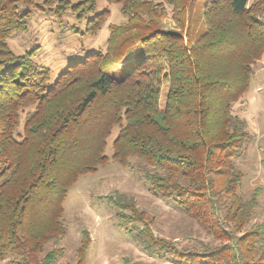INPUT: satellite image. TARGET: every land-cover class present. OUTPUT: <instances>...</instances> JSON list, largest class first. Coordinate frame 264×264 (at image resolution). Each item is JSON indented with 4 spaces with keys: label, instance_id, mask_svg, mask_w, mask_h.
I'll return each instance as SVG.
<instances>
[{
    "label": "trees",
    "instance_id": "16d2710c",
    "mask_svg": "<svg viewBox=\"0 0 264 264\" xmlns=\"http://www.w3.org/2000/svg\"><path fill=\"white\" fill-rule=\"evenodd\" d=\"M108 2L135 28L140 58L116 79L102 68L116 52L108 45L69 64L49 86L48 70L32 61L36 49L19 55L7 42L27 30L31 8L59 19L71 11L86 19L87 34L98 32L109 10L94 13L96 0H0V260L55 264L69 189L110 158L218 241L159 236L132 195L113 191L106 199L116 226L147 255L177 264H264V215L251 222L264 188L243 197L234 162L251 139L234 104L264 55V0H204L193 38L188 11L196 0H168L174 29L161 27V3ZM89 243L81 230L73 264H84Z\"/></svg>",
    "mask_w": 264,
    "mask_h": 264
},
{
    "label": "rangeland",
    "instance_id": "374dc122",
    "mask_svg": "<svg viewBox=\"0 0 264 264\" xmlns=\"http://www.w3.org/2000/svg\"><path fill=\"white\" fill-rule=\"evenodd\" d=\"M34 1L39 3L42 0ZM149 1L161 3L163 6V16L159 18L161 27L174 29L175 25L171 19L172 6L168 0ZM203 1L196 0L193 8L188 11L191 15L189 35L192 38L197 31L195 27L200 26L198 11ZM251 1L253 0H249ZM31 9L33 11L27 30L14 34L7 42L9 48L19 55L36 49L32 61L37 68L48 70L49 86L54 84L57 76L69 64L83 60L88 53H105L108 45L111 50L116 47V52L110 53L102 68L116 79L122 78L141 56L139 45L131 41L135 28L128 25L129 21L123 16L117 3L96 0L94 13L108 9L109 16L95 34L85 33L86 19H79L71 11L59 19L33 7ZM112 33L115 34L111 37ZM115 57H121L120 61H115ZM234 109L246 121L247 130L251 134L244 154L234 159L236 167L243 174L239 193L246 198L256 186L264 188V168L261 165V159L264 157V55L254 64L249 88L234 104ZM116 131L114 129L108 139L105 149L108 156L112 153L111 142ZM115 190L132 195L137 200L139 206L152 217L153 230L159 236L182 244L188 238H197L212 245L218 243L173 201L154 195L135 169L123 167L109 158L108 162L98 167L95 172L80 176L69 189L63 203L66 232L56 243V246L63 248V255L55 264L75 262L76 248L83 229L88 231L90 238L84 264H123L124 258L142 261L144 264H177L147 255L116 226L115 209L106 199V196ZM263 215L264 193L254 208L251 222L259 221ZM54 245L51 241L46 247L51 248ZM0 264L9 263L3 259Z\"/></svg>",
    "mask_w": 264,
    "mask_h": 264
}]
</instances>
